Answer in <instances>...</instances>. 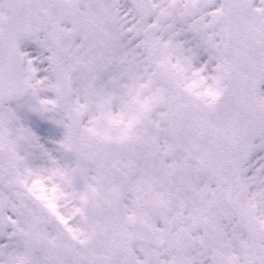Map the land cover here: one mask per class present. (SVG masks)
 <instances>
[{"label":"snow or ice","instance_id":"6c2138e0","mask_svg":"<svg viewBox=\"0 0 264 264\" xmlns=\"http://www.w3.org/2000/svg\"><path fill=\"white\" fill-rule=\"evenodd\" d=\"M0 264H264V0H0Z\"/></svg>","mask_w":264,"mask_h":264}]
</instances>
